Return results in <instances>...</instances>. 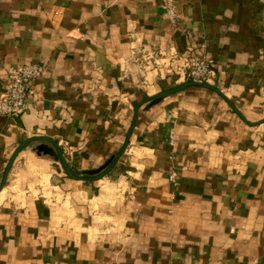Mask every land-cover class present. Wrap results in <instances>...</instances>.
<instances>
[{"label": "crops", "instance_id": "1", "mask_svg": "<svg viewBox=\"0 0 264 264\" xmlns=\"http://www.w3.org/2000/svg\"><path fill=\"white\" fill-rule=\"evenodd\" d=\"M174 2L0 0V264H264V1Z\"/></svg>", "mask_w": 264, "mask_h": 264}, {"label": "built area", "instance_id": "2", "mask_svg": "<svg viewBox=\"0 0 264 264\" xmlns=\"http://www.w3.org/2000/svg\"><path fill=\"white\" fill-rule=\"evenodd\" d=\"M263 2L264 0H259ZM159 8L168 21L175 25L178 23V15L174 0H158ZM186 78L198 84H210L215 79L213 62L204 57H188L184 60ZM45 68L38 64L16 65L7 69L6 81L0 92V115L16 118L27 110V99L34 93L35 83L42 77ZM170 143L173 142L169 136ZM169 182L176 185L174 173L169 175Z\"/></svg>", "mask_w": 264, "mask_h": 264}, {"label": "rangeland", "instance_id": "3", "mask_svg": "<svg viewBox=\"0 0 264 264\" xmlns=\"http://www.w3.org/2000/svg\"><path fill=\"white\" fill-rule=\"evenodd\" d=\"M195 58H197V57H195ZM142 65V64H141ZM184 65V64H183ZM138 67H141L140 66V63H138V62H136V64H135V68H138ZM216 74V73H215ZM215 78H216V76H215ZM215 80V79H214ZM214 80L212 81V83L210 84V85H214ZM174 82H176V78H175V81ZM140 84V83H139ZM126 147V146H125ZM108 163H109V161H106V165H105V168L104 167H102V169L104 168V169H106V167H107V165H108ZM107 170H105L104 172L103 171H97V173H96V176H99V175H101V177H104V176H106L107 175ZM100 173V174H99ZM74 176H77L78 177V175H80L79 173H76V172H73L72 173ZM8 175V174H7ZM6 175V176H7ZM5 182H6V179L4 180V183L2 184L1 183V187L2 186H4V184H5Z\"/></svg>", "mask_w": 264, "mask_h": 264}, {"label": "water", "instance_id": "4", "mask_svg": "<svg viewBox=\"0 0 264 264\" xmlns=\"http://www.w3.org/2000/svg\"><path fill=\"white\" fill-rule=\"evenodd\" d=\"M189 86H196V87H203V88H207V89H212L214 90L211 86L207 85V84H198V83H194V82H187L185 84H183L181 87H179V89H183ZM60 160L63 163L62 157L60 156Z\"/></svg>", "mask_w": 264, "mask_h": 264}]
</instances>
